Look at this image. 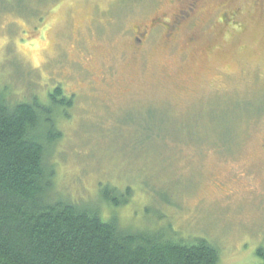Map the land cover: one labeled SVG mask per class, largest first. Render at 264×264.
<instances>
[{"label":"rangeland","instance_id":"obj_1","mask_svg":"<svg viewBox=\"0 0 264 264\" xmlns=\"http://www.w3.org/2000/svg\"><path fill=\"white\" fill-rule=\"evenodd\" d=\"M185 2L0 0V89L72 98L47 157L56 196L263 264L264 0H199L174 44L131 52L134 24Z\"/></svg>","mask_w":264,"mask_h":264},{"label":"trees","instance_id":"obj_2","mask_svg":"<svg viewBox=\"0 0 264 264\" xmlns=\"http://www.w3.org/2000/svg\"><path fill=\"white\" fill-rule=\"evenodd\" d=\"M8 95L2 87L0 264H217L218 248L201 237L132 230L115 216L102 218L99 207L56 196L47 157L72 98L59 85L44 99L13 102Z\"/></svg>","mask_w":264,"mask_h":264},{"label":"flooded vegetation","instance_id":"obj_3","mask_svg":"<svg viewBox=\"0 0 264 264\" xmlns=\"http://www.w3.org/2000/svg\"><path fill=\"white\" fill-rule=\"evenodd\" d=\"M199 0H186L184 5L180 9H177L174 13L166 16V13L158 15L157 17H148V25H138L134 24L132 27V46L131 52L134 54L142 53L143 44L145 42L154 41L155 37L162 36L164 42H172L174 44V37L179 34V25L183 22H188V25H183L184 27H189L193 25V15L195 9L198 8ZM226 13H221V21H226ZM164 16V17H163ZM192 41V40H191ZM192 43V42H191ZM146 44V43H145Z\"/></svg>","mask_w":264,"mask_h":264}]
</instances>
